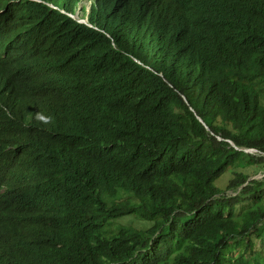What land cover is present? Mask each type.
<instances>
[{
  "label": "trees",
  "instance_id": "trees-1",
  "mask_svg": "<svg viewBox=\"0 0 264 264\" xmlns=\"http://www.w3.org/2000/svg\"><path fill=\"white\" fill-rule=\"evenodd\" d=\"M80 1L0 0V264H264V0Z\"/></svg>",
  "mask_w": 264,
  "mask_h": 264
},
{
  "label": "clouds",
  "instance_id": "clouds-1",
  "mask_svg": "<svg viewBox=\"0 0 264 264\" xmlns=\"http://www.w3.org/2000/svg\"><path fill=\"white\" fill-rule=\"evenodd\" d=\"M36 1H42V0H36ZM84 1H86V0H81L79 2L78 7H77V10H76V13H69V12H67V13L70 16H72L73 18L77 19L78 22L85 23V24H87V25L90 26L92 24L88 21V15H89L90 8H91V5L93 4L94 0H88L89 1V4L88 5L83 4ZM46 4H48L49 6H51L53 8H56V6H54L52 3L46 2ZM62 11H64V10H62ZM1 106L6 110V112H7L8 115H11L10 112L7 110L6 107H4L2 104H1ZM256 152H257V150H256ZM2 190L3 189L1 187L0 188V191H2ZM0 255H1V249H0Z\"/></svg>",
  "mask_w": 264,
  "mask_h": 264
},
{
  "label": "rangeland",
  "instance_id": "rangeland-1",
  "mask_svg": "<svg viewBox=\"0 0 264 264\" xmlns=\"http://www.w3.org/2000/svg\"><path fill=\"white\" fill-rule=\"evenodd\" d=\"M83 4L88 5V4H89V1L86 0V1H84ZM252 153H256V151H252ZM263 176H264V171L261 170V171L257 172L255 175L251 176L250 178H251V179H253V178L260 179V178H262ZM227 178H228V175H226L224 178H222L221 181H220V184H221V185H225V184H226V181H227ZM225 192H226L227 194H235V193H236V192H234V190H232V189L226 190ZM121 221L124 222V223H128V222H130L128 218L122 219ZM241 250H242V247L238 248V251H241Z\"/></svg>",
  "mask_w": 264,
  "mask_h": 264
},
{
  "label": "water",
  "instance_id": "water-1",
  "mask_svg": "<svg viewBox=\"0 0 264 264\" xmlns=\"http://www.w3.org/2000/svg\"><path fill=\"white\" fill-rule=\"evenodd\" d=\"M200 120H201V119H200ZM244 150H245V151H248V152L256 151V149H254V148H245Z\"/></svg>",
  "mask_w": 264,
  "mask_h": 264
}]
</instances>
